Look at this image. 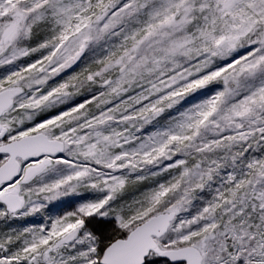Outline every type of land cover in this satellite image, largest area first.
Wrapping results in <instances>:
<instances>
[{"label": "snow or ice", "instance_id": "6c2138e0", "mask_svg": "<svg viewBox=\"0 0 264 264\" xmlns=\"http://www.w3.org/2000/svg\"><path fill=\"white\" fill-rule=\"evenodd\" d=\"M0 264H264V0H0Z\"/></svg>", "mask_w": 264, "mask_h": 264}]
</instances>
